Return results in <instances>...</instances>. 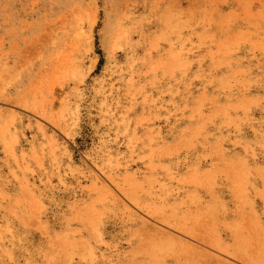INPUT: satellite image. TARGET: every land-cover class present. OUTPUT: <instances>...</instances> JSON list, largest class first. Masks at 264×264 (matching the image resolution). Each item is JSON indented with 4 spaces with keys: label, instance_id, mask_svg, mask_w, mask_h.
Masks as SVG:
<instances>
[{
    "label": "rangeland",
    "instance_id": "rangeland-1",
    "mask_svg": "<svg viewBox=\"0 0 264 264\" xmlns=\"http://www.w3.org/2000/svg\"><path fill=\"white\" fill-rule=\"evenodd\" d=\"M0 264H264V0H0Z\"/></svg>",
    "mask_w": 264,
    "mask_h": 264
}]
</instances>
